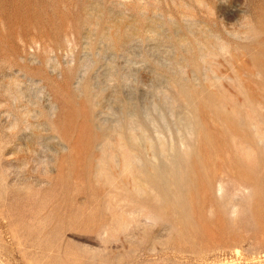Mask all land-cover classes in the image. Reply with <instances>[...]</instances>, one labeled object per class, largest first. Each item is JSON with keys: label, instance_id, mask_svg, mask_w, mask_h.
<instances>
[{"label": "rangeland", "instance_id": "rangeland-1", "mask_svg": "<svg viewBox=\"0 0 264 264\" xmlns=\"http://www.w3.org/2000/svg\"><path fill=\"white\" fill-rule=\"evenodd\" d=\"M0 264H264V0H0Z\"/></svg>", "mask_w": 264, "mask_h": 264}]
</instances>
